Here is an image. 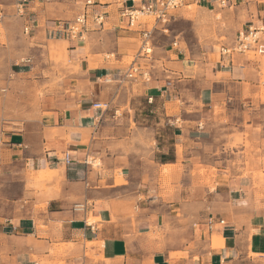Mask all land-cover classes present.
<instances>
[{
    "label": "crops",
    "instance_id": "crops-1",
    "mask_svg": "<svg viewBox=\"0 0 264 264\" xmlns=\"http://www.w3.org/2000/svg\"><path fill=\"white\" fill-rule=\"evenodd\" d=\"M123 1L29 0L23 19L39 38L6 89V102L27 101L1 122L0 264H264V186L239 165L247 149L235 133L264 131V59L184 47L158 26L168 39L154 37L151 80H130L147 60ZM226 8L229 41L264 27V0ZM84 11L89 26L73 39L62 25ZM210 168L213 188L198 181Z\"/></svg>",
    "mask_w": 264,
    "mask_h": 264
},
{
    "label": "rangeland",
    "instance_id": "rangeland-1",
    "mask_svg": "<svg viewBox=\"0 0 264 264\" xmlns=\"http://www.w3.org/2000/svg\"><path fill=\"white\" fill-rule=\"evenodd\" d=\"M17 2L18 0H0V132L2 120L5 117H8L10 113L13 114L18 110L16 105H19V103L24 104V102L27 101L26 99H21L18 102L14 99L6 102V98L9 94V89L7 92L6 89L9 88L10 79H14L11 77V70L20 71L23 68L29 69V66H21L17 64L21 62L22 59L33 54L32 48L37 41L36 39L39 38H36L32 33L30 35L24 33L26 20L23 19L25 17L19 16L16 6ZM216 7L218 9L215 11H211L212 9H203L197 5L182 8L181 11L177 13V19L175 21L173 19L165 26L166 29L168 28L169 30L174 31L168 33V38L174 40V36H178V41H180L184 47H195L197 44L204 47L211 46L214 47L218 53H220L223 48L222 43L231 46L236 38L234 37L233 41H229V37L234 33L237 23L235 20L228 19V17L224 15V12H228L226 7H220L219 5ZM142 21L148 22L149 29L155 28L153 18L143 17ZM242 31L243 30H240V32ZM240 32H238V34ZM154 37H156L158 42L163 38H167V35L158 31L157 33H154ZM250 56H258L264 59V56L255 55L254 53H251ZM262 81L264 84V78ZM60 83V81H55L49 84V86L56 87L57 84ZM41 90L39 92H41ZM261 94L260 98L264 101V88H262ZM258 111V124L264 125V111H261L260 108ZM244 117V121L249 122L250 116L246 114ZM230 121L231 119L227 116L219 122L226 125ZM244 127L250 128L246 123H244ZM262 128V126H258L257 130L254 129L252 132L250 130L235 132L236 140L238 142L245 141L247 149L245 153L247 156L245 163L241 162L239 165H242V167L246 166V172H258V175L260 176V178L255 179L256 188L264 186V174H262L263 168H261V166L264 167V131ZM227 133L228 132L219 133V135L217 134L218 138H227L225 137ZM251 134L252 139L255 141L257 140V146L251 145ZM198 168L203 170L202 167ZM203 174L204 178L198 180L200 184L213 188L215 186L216 169L210 168L209 173L204 172ZM4 212L5 210L3 206H0L1 223L6 221V215Z\"/></svg>",
    "mask_w": 264,
    "mask_h": 264
},
{
    "label": "built area",
    "instance_id": "built-area-1",
    "mask_svg": "<svg viewBox=\"0 0 264 264\" xmlns=\"http://www.w3.org/2000/svg\"><path fill=\"white\" fill-rule=\"evenodd\" d=\"M204 0H124L122 8V16L127 18V25L129 29L135 30L140 34V46L138 56L147 60V65L141 66L140 64L132 65L127 73V78L130 80H141V82L147 83L152 77V59L154 50V30L161 26L166 29L174 18L176 12L184 7L190 5H199ZM214 1L220 7H227L230 0H208ZM131 5H126L129 3ZM29 0H18L17 11L19 16L27 17L26 8ZM88 6L92 5V0H87ZM104 15L99 14L93 17L94 22L97 25L104 23ZM89 13L84 11L78 15L73 21L64 22L62 25L67 31L69 36L73 39H82L85 31L89 26ZM143 17L153 18L155 28L149 29L148 22L142 21ZM33 31V23L26 19L24 26V33L30 35ZM264 27H249L247 30L240 32L234 43L231 46H226L221 49L222 54L233 56L234 54H247L254 53L255 55L264 56ZM23 64H31L32 59L25 58L21 60ZM94 107L97 109L107 110L109 104L96 103ZM65 161L70 164L69 155L65 156ZM80 206H78L79 209ZM215 222L210 220L208 223V229L214 230ZM219 225H225L224 221H220Z\"/></svg>",
    "mask_w": 264,
    "mask_h": 264
}]
</instances>
